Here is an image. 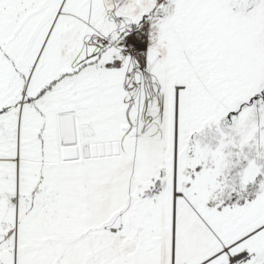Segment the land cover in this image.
Here are the masks:
<instances>
[{"label": "snow or ice", "instance_id": "1", "mask_svg": "<svg viewBox=\"0 0 264 264\" xmlns=\"http://www.w3.org/2000/svg\"><path fill=\"white\" fill-rule=\"evenodd\" d=\"M0 264H264V0H0Z\"/></svg>", "mask_w": 264, "mask_h": 264}]
</instances>
